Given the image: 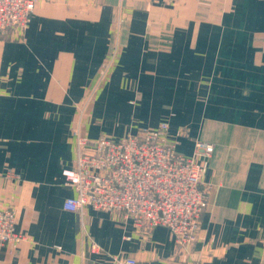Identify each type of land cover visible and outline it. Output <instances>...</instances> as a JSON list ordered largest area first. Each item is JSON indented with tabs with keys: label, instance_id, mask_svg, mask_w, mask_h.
I'll use <instances>...</instances> for the list:
<instances>
[{
	"label": "crops",
	"instance_id": "0c3cea01",
	"mask_svg": "<svg viewBox=\"0 0 264 264\" xmlns=\"http://www.w3.org/2000/svg\"><path fill=\"white\" fill-rule=\"evenodd\" d=\"M165 122L186 157L214 145L194 245L64 209L79 135ZM0 207L24 236L0 264H264V0H37L25 33L0 37Z\"/></svg>",
	"mask_w": 264,
	"mask_h": 264
},
{
	"label": "built area",
	"instance_id": "2783aa9c",
	"mask_svg": "<svg viewBox=\"0 0 264 264\" xmlns=\"http://www.w3.org/2000/svg\"><path fill=\"white\" fill-rule=\"evenodd\" d=\"M37 0H0V36L14 32L18 37L27 30ZM104 74V73H103ZM168 124L144 129L120 140H91L78 137V156L73 168H65V184L77 195L67 198L64 209L82 212L120 214L139 230L167 228L180 250H187L199 240L201 218L207 202L203 187L205 166L214 145L196 144L193 157L177 152L169 142ZM24 236L16 231V212L0 207V253L9 243ZM95 252L101 251L94 245ZM113 264H138L132 257L115 256Z\"/></svg>",
	"mask_w": 264,
	"mask_h": 264
},
{
	"label": "rangeland",
	"instance_id": "374dc122",
	"mask_svg": "<svg viewBox=\"0 0 264 264\" xmlns=\"http://www.w3.org/2000/svg\"><path fill=\"white\" fill-rule=\"evenodd\" d=\"M124 1H127V0H124ZM36 9V8H35ZM34 14V13H33ZM33 16V15H32ZM32 18V17H31ZM11 33H14V32H11ZM0 37H2V36H0ZM21 37V36H20ZM20 37H18V38H20ZM103 73H107V69H106V67L104 68V70H103ZM163 124H167V122H165V123H162V124H160V126L158 127V128H161L162 127V125ZM141 131V130H140ZM140 131H138V133L140 132ZM182 133H186V129H183L182 131H181ZM137 133V134H138ZM167 135H169V124H168V128H167ZM87 138V137H86ZM102 138H108V137H102ZM102 138H99V139H102ZM90 139V138H89ZM99 139H96V140H99ZM109 139H113V138H109ZM113 140H115V139H113ZM169 140V139H168ZM169 142H170V140H169ZM199 143V142H198ZM174 144V143H173ZM196 150H197V147H196ZM196 150H195V152H194V155H195V153H196ZM178 152V151H177ZM193 155V156H194ZM192 156V157H193ZM116 214V213H115ZM120 215V214H119Z\"/></svg>",
	"mask_w": 264,
	"mask_h": 264
}]
</instances>
